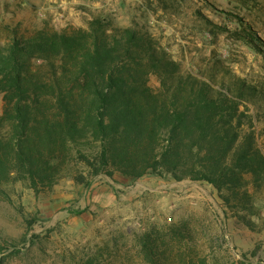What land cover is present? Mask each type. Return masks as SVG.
Wrapping results in <instances>:
<instances>
[{
	"label": "trees",
	"instance_id": "1",
	"mask_svg": "<svg viewBox=\"0 0 264 264\" xmlns=\"http://www.w3.org/2000/svg\"><path fill=\"white\" fill-rule=\"evenodd\" d=\"M240 26L234 35L253 41L250 27ZM0 95V184L14 174L52 184L74 147L91 145L93 155H76L96 172L206 182L226 215L249 229L263 219L264 153L242 103L264 99V88L183 70L148 31L94 16L85 28L14 34L0 44ZM164 237L155 226L135 235L144 263L159 264Z\"/></svg>",
	"mask_w": 264,
	"mask_h": 264
},
{
	"label": "rangeland",
	"instance_id": "2",
	"mask_svg": "<svg viewBox=\"0 0 264 264\" xmlns=\"http://www.w3.org/2000/svg\"><path fill=\"white\" fill-rule=\"evenodd\" d=\"M94 16L148 31L183 70L264 88V0H0V44L46 25L85 28ZM240 21L253 41L234 35L242 32ZM149 85L158 89L156 76ZM263 100L256 95L242 104L264 153ZM3 106L0 95V115ZM77 149L95 153L91 145H76L52 184L33 185L15 174L0 184V264H146L135 235L154 226L165 234L159 264L183 257L264 264V188L258 193L263 219L249 229L226 215L206 182L108 176L79 159Z\"/></svg>",
	"mask_w": 264,
	"mask_h": 264
}]
</instances>
